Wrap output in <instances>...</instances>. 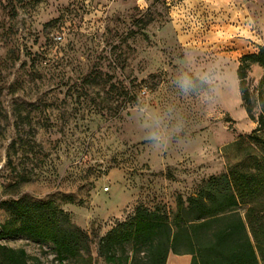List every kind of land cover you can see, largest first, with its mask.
<instances>
[{
	"label": "rangeland",
	"instance_id": "1",
	"mask_svg": "<svg viewBox=\"0 0 264 264\" xmlns=\"http://www.w3.org/2000/svg\"><path fill=\"white\" fill-rule=\"evenodd\" d=\"M263 43L264 0H0V203L50 199L90 244L59 262L49 243L0 241L32 264H116L99 239L136 206L172 217L262 147L264 67L247 69L250 113L237 67Z\"/></svg>",
	"mask_w": 264,
	"mask_h": 264
},
{
	"label": "trees",
	"instance_id": "2",
	"mask_svg": "<svg viewBox=\"0 0 264 264\" xmlns=\"http://www.w3.org/2000/svg\"><path fill=\"white\" fill-rule=\"evenodd\" d=\"M250 64L264 67V43L258 51L244 54L237 67L241 99L250 113L246 73ZM264 79V78H263ZM257 126L248 137L262 145L210 175L196 193L176 197L172 217L159 208L136 206L133 214L118 221L100 237L98 255L107 263L165 264L170 252L190 254V264H260L253 241L264 235V99ZM8 213L0 223V239L21 234L37 243H49L59 262L89 252V235L74 225L68 213L52 200L24 197L4 200ZM252 236V238H251ZM130 244V254L117 250ZM0 264H32L26 250L0 241Z\"/></svg>",
	"mask_w": 264,
	"mask_h": 264
},
{
	"label": "crops",
	"instance_id": "3",
	"mask_svg": "<svg viewBox=\"0 0 264 264\" xmlns=\"http://www.w3.org/2000/svg\"><path fill=\"white\" fill-rule=\"evenodd\" d=\"M190 254H174L170 252L167 256L165 264H190Z\"/></svg>",
	"mask_w": 264,
	"mask_h": 264
},
{
	"label": "clouds",
	"instance_id": "4",
	"mask_svg": "<svg viewBox=\"0 0 264 264\" xmlns=\"http://www.w3.org/2000/svg\"><path fill=\"white\" fill-rule=\"evenodd\" d=\"M220 89L222 90V85L220 84Z\"/></svg>",
	"mask_w": 264,
	"mask_h": 264
},
{
	"label": "built area",
	"instance_id": "5",
	"mask_svg": "<svg viewBox=\"0 0 264 264\" xmlns=\"http://www.w3.org/2000/svg\"><path fill=\"white\" fill-rule=\"evenodd\" d=\"M106 189H107V187H106Z\"/></svg>",
	"mask_w": 264,
	"mask_h": 264
}]
</instances>
